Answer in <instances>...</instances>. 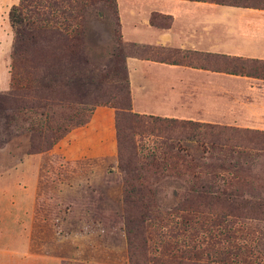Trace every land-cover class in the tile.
I'll use <instances>...</instances> for the list:
<instances>
[{
    "label": "rangeland",
    "instance_id": "rangeland-1",
    "mask_svg": "<svg viewBox=\"0 0 264 264\" xmlns=\"http://www.w3.org/2000/svg\"><path fill=\"white\" fill-rule=\"evenodd\" d=\"M17 1L0 0V95L11 89V77L40 83L49 52L43 36L11 61L7 12ZM41 1L45 6L51 0ZM126 3L117 0L121 12ZM47 10L39 7L44 17ZM63 18L47 25L61 27ZM70 26L77 36L75 56L69 65L60 60L50 75L68 99L40 108L0 107V211L13 208L4 197L29 200L25 236H0V264H191L196 255L198 263L239 264L243 257L264 264V59L233 56L227 64L216 55L137 45L120 34L117 43L105 23L86 16ZM128 55L233 70L241 77H233V96L222 94L226 105L220 107L230 119L191 121L195 125L159 133L144 126L129 135L133 151H119L115 113L124 90L116 62ZM126 80L135 112L127 74ZM50 111L63 125L47 149L35 150L32 143L39 142L30 131L44 125L42 113ZM203 124L216 134L190 129L200 131ZM9 218L0 217V229H18L15 217Z\"/></svg>",
    "mask_w": 264,
    "mask_h": 264
},
{
    "label": "crops",
    "instance_id": "crops-1",
    "mask_svg": "<svg viewBox=\"0 0 264 264\" xmlns=\"http://www.w3.org/2000/svg\"><path fill=\"white\" fill-rule=\"evenodd\" d=\"M127 1L121 12L115 0L118 31L124 41L159 46L175 54L264 59L263 9L201 0ZM152 12L168 15L169 24L166 27L151 25L148 20ZM124 63L135 112L200 123H221L230 119L220 109L225 104L222 94L233 96V77L241 76L135 55L125 56ZM9 198L4 197L5 203L13 208L0 211V217H15L13 222L18 229H13L12 224L1 225L0 236L15 235L20 240L25 236L23 223L29 221V200L19 195L13 203ZM14 209L18 213L15 214ZM16 220H21L22 227Z\"/></svg>",
    "mask_w": 264,
    "mask_h": 264
},
{
    "label": "trees",
    "instance_id": "trees-1",
    "mask_svg": "<svg viewBox=\"0 0 264 264\" xmlns=\"http://www.w3.org/2000/svg\"><path fill=\"white\" fill-rule=\"evenodd\" d=\"M209 1L218 4L232 5L238 7L258 8L264 10V0H201ZM47 6L48 17H44L39 12V7ZM43 5L41 0H18L16 4L10 6L7 17L10 27L13 31L12 49L10 52L11 61H15L19 58L21 52L33 42H37L43 36L48 38L50 42L49 52L45 55V64L40 67L43 68L42 80L38 83L37 79L31 77L20 84L19 80L11 77V89H9L6 95H0V107L1 108H40L47 107L48 105H55L57 102L54 100L66 101L68 98L61 90L59 93L55 88V85L50 80V75L53 74L54 65L60 60L66 62L69 65L71 58H74L77 36L74 33V29L71 28V23L79 16L80 18H93L99 22H103L112 32L114 40L119 43L118 33V18L116 11L115 0H51L47 5ZM33 19H26L30 14ZM63 15V21L61 27L55 25L54 22H50V19H56V17ZM43 21V25H38L37 22ZM149 23L151 25H158L166 27L169 24L170 17L168 15L157 14L152 12L149 16ZM36 22V23H35ZM115 42V43H116ZM113 57H115L113 55ZM227 59V64H233V58L229 59L225 56H221ZM116 58V57H115ZM252 60V59H250ZM256 60V59H254ZM61 65V63H58ZM118 65V71L116 77L123 83L124 98L117 107L115 113V131L117 137V148L119 151L126 149L127 151H133L134 147L131 134H137L142 127H154L157 133L163 128L167 130L186 128L195 125V123L185 120L176 121L173 118H165L153 115L143 116L141 114L132 112L130 110L127 80L124 69L123 60L116 62ZM38 67V66H33ZM117 69V68H116ZM230 73H234L233 70ZM77 89V88H76ZM31 97H37L36 99H28ZM54 99V100H53ZM69 101V100H68ZM96 102L95 100H93ZM70 103V102H69ZM44 125L37 126L36 129L30 131L31 137H37L39 147H35L32 143V147L35 150L47 149L57 138L55 133L59 131L63 123L57 124L55 112L42 113ZM51 122L55 125L47 128V124ZM197 124V122H196ZM201 130L196 128L193 131L195 134H207L209 136L215 135L217 131L208 124L199 125ZM198 127V125H197ZM139 129V130H138ZM189 129V128H187ZM218 130V129H217ZM49 132V133H47ZM194 135L189 137L193 139ZM188 137V138H189ZM195 257H198L197 255ZM193 257L189 259L191 264L198 263L197 258ZM240 257V256H239ZM241 263L239 264H251L249 261L240 257ZM240 262V261H239ZM246 262V263H245ZM198 264H215L212 262H200ZM222 264V263H217Z\"/></svg>",
    "mask_w": 264,
    "mask_h": 264
}]
</instances>
